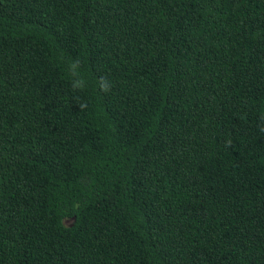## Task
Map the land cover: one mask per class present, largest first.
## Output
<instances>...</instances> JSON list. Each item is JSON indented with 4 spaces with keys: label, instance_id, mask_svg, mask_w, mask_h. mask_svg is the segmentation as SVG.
I'll use <instances>...</instances> for the list:
<instances>
[{
    "label": "trees",
    "instance_id": "16d2710c",
    "mask_svg": "<svg viewBox=\"0 0 264 264\" xmlns=\"http://www.w3.org/2000/svg\"><path fill=\"white\" fill-rule=\"evenodd\" d=\"M0 264H264V0H0Z\"/></svg>",
    "mask_w": 264,
    "mask_h": 264
},
{
    "label": "clouds",
    "instance_id": "9594fccd",
    "mask_svg": "<svg viewBox=\"0 0 264 264\" xmlns=\"http://www.w3.org/2000/svg\"><path fill=\"white\" fill-rule=\"evenodd\" d=\"M79 62H77V64H78ZM102 80H103V78H102ZM102 88H103V90L104 91H107L108 90V88H109V84H108V82L106 81V80H103V83H102ZM72 87L75 89V88H82L83 87V81L81 80V81H79V82H76V83H73V85H72ZM80 107H84V105H80Z\"/></svg>",
    "mask_w": 264,
    "mask_h": 264
}]
</instances>
